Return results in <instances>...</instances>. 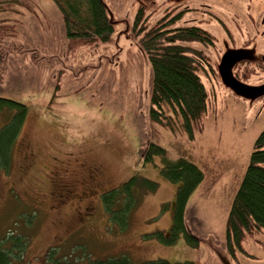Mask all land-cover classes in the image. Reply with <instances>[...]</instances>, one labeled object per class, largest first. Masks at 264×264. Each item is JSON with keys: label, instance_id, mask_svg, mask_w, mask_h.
I'll return each instance as SVG.
<instances>
[{"label": "rangeland", "instance_id": "1", "mask_svg": "<svg viewBox=\"0 0 264 264\" xmlns=\"http://www.w3.org/2000/svg\"><path fill=\"white\" fill-rule=\"evenodd\" d=\"M186 1L102 0L113 25L111 40L71 48L51 0H0V96L27 107L8 170L0 166V242L24 243L22 253L13 249L10 264H91L121 255L134 264L154 259L222 264L221 257L231 264H264L262 230L251 231L234 257L224 247L225 215L264 126V96L235 95L214 69L209 76L200 73L208 102L192 139L149 119L152 67L133 19L143 9L140 24L146 27L154 20L172 29L191 25L193 13L175 25L168 22ZM194 1L220 5L211 9L222 21L212 15L215 22L207 26L214 42L203 48L211 53L210 63L231 50L232 39L245 57L264 56V34L242 39L252 24L263 22L264 0L251 1H262L260 10L227 6L237 0ZM234 15L237 22L229 20ZM235 74L242 83L264 86L258 63L238 66ZM12 113L0 110V129ZM149 142L162 145L170 159L195 163L204 174L185 213L187 227L202 240L197 248L182 234L173 244L156 237L170 233L179 185L160 174L158 156L144 161ZM132 175L155 181L157 190L141 195L125 218L122 194L107 212L103 194Z\"/></svg>", "mask_w": 264, "mask_h": 264}, {"label": "trees", "instance_id": "2", "mask_svg": "<svg viewBox=\"0 0 264 264\" xmlns=\"http://www.w3.org/2000/svg\"><path fill=\"white\" fill-rule=\"evenodd\" d=\"M51 1L62 16L69 47L90 46L111 39L113 25L109 23L101 0ZM179 17L171 16L168 20L169 25H175ZM144 18L143 9H139L134 16L132 29L139 35V45L149 56L152 67L150 86L152 107L149 119L173 132H184L192 139L194 133L201 128L202 116L207 110L208 102L207 90L200 73L208 75L211 63L202 51L187 46V43L199 42L207 45L210 42L201 36L206 34L209 37V34L199 26L193 25L176 26L175 29L168 25L160 27L155 20L146 27L140 24ZM5 108L13 111L10 119L0 129V166L8 170L11 161L10 148L22 128L27 107L18 101L0 96V110ZM252 149L245 173L225 215L224 247L229 257H234L237 251H243L241 246L245 244L246 236L251 231H264V126L258 133ZM142 154L145 162L151 160L153 156H158L162 164L160 174L167 181L179 185L175 193L170 233L166 235L164 232H158L157 239L163 244H173L182 234L188 246L197 248L201 241L193 236L187 227L185 213L187 203L203 181L204 174L195 163L184 157L170 159L166 149L156 142H149ZM157 188L155 181L140 175H132L118 188L103 194L104 208L108 212L117 200L116 195L122 194L121 199H124V203L119 209L123 216L124 211L128 212L141 195L154 192ZM122 223L125 224V221L122 220ZM23 244L19 239L11 245L3 246L0 242V264H10L9 257L14 253L13 249L22 253ZM198 260L171 263L166 259H154L139 264H201ZM91 264L134 263H131L127 256L121 255L107 260L95 259Z\"/></svg>", "mask_w": 264, "mask_h": 264}, {"label": "flooded vegetation", "instance_id": "3", "mask_svg": "<svg viewBox=\"0 0 264 264\" xmlns=\"http://www.w3.org/2000/svg\"><path fill=\"white\" fill-rule=\"evenodd\" d=\"M238 1V4L237 5H233L232 3H229L227 6L228 7H230V8H236V7H241V5L243 6V8L244 9H248V7L249 6H251V5H253L254 7H256V9H258V10H260V7L259 6H262V1H259V2H255V3H252L251 4V1L252 0H237ZM226 3V2H225ZM214 5H212V4H210L208 1L207 2H205V1H199V2H197V3H195V1L194 0H189V1H186V3H184V4H182V7H184V10H180V11H177L176 13H175V15H178V16H180L178 19H177V21L181 18V17H183V16H186V14H189V13H193V15L191 16L192 18H190V19H188V21H191V22H189L190 24H191V26L193 25V26H195V27H200L201 29H203L204 31H206L208 34H209V37L206 35V34H203L201 37L202 38H204V39H206V40H208L210 43L209 44H207L208 45V47L210 46V44L211 43H213L214 42V39H215V37H214V34H213V32L212 33H209V31L210 30H208L207 29V26L209 25V23L211 22L210 20H212L213 22H215V18L214 19H212L213 18V16L212 15H214V13H213V9H211L212 7H213ZM214 7H216V8H218V9H220V5H218V6H214ZM221 13V12H220ZM175 15H173V16H175ZM248 15V17H251L252 15L249 13V14H247ZM216 18H217V20H220V21H222L221 19H220V17L218 18L216 15H214ZM232 20V21H234V22H237V16L236 15H234V16H231L230 18H229V20ZM211 24V23H210ZM203 25H205V26H203ZM263 25H264V20H263V22H261L260 24H256V25H254V24H252V26H250L247 30H249L246 34L245 33H243L242 34V39H243V41L244 42H249L251 39H253V37L257 34V35H263L264 34V28H262L263 27ZM255 30V31H254ZM232 41H233V44H231L232 46H231V50H233V49H236V47H235V41H234V39H232ZM196 43V42H195ZM197 44V47L199 48V49H201L200 51H202L203 52V48H205L204 46L205 45H203L202 43H196ZM196 46V45H195ZM195 49V48H194ZM196 50V49H195ZM237 50V49H236ZM199 51V50H198ZM210 54L211 53H207V54H205L206 56H207V58H208V55L210 56ZM221 56H222V53H221ZM209 59V58H208ZM212 59V62L213 63H211V65H210V67H211V70L210 71H212V73H213V71H214V69L216 70L217 69V64L216 63H218L219 61H220V59L218 60V62H217V60H215V58H211ZM261 58H259V59H254V60H243V61H240V62H237L236 64H235V66L233 67V69H232V71H233V74H235V72L237 71V67L238 66H243V64L245 65V63L246 62H250L251 64H253V63H258L259 65H262L263 67H264V63L263 62H261ZM210 61V60H209ZM245 70H246V68H244ZM216 73H217V71H216ZM235 76L237 77V75L235 74ZM238 78V77H237ZM240 81H242L240 78H238ZM95 181H98V175H95ZM83 220V219H82Z\"/></svg>", "mask_w": 264, "mask_h": 264}, {"label": "water", "instance_id": "4", "mask_svg": "<svg viewBox=\"0 0 264 264\" xmlns=\"http://www.w3.org/2000/svg\"><path fill=\"white\" fill-rule=\"evenodd\" d=\"M102 1V0H101ZM103 3V2H102ZM105 6V4H104ZM154 9V8H153ZM151 9V10H153ZM106 11V8H105ZM107 14V13H106ZM108 16V14H107ZM109 18V16H108ZM109 23L112 25V22L109 18ZM112 37V36H111ZM111 40V39H110ZM141 47V45H140ZM142 48V47H141ZM261 62L264 63V56L261 58ZM243 60H251L248 57H245V53L239 50L233 49L224 53L221 57V60L217 64V74H219L221 82L226 87H229L234 91L235 95L244 96L247 92L254 91L255 98L264 96V86H252L247 83H242L236 76L233 74V67L237 62ZM151 85V84H150ZM190 230V229H189ZM191 232V230H190ZM192 233V232H191ZM194 236V234L192 233ZM198 237V236H195ZM202 241V240H200ZM222 264H231L230 259L221 257Z\"/></svg>", "mask_w": 264, "mask_h": 264}]
</instances>
